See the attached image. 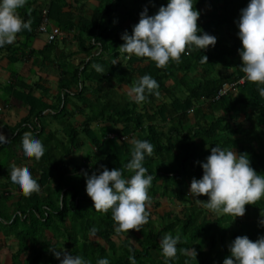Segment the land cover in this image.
<instances>
[{"label":"trees","instance_id":"16d2710c","mask_svg":"<svg viewBox=\"0 0 264 264\" xmlns=\"http://www.w3.org/2000/svg\"><path fill=\"white\" fill-rule=\"evenodd\" d=\"M46 1L44 7L21 8L18 14L31 30L18 33L22 41L0 47L12 65L27 57L34 66L56 64L60 74L54 94L39 82L27 83L13 66L10 81L0 83L7 108L28 110L14 127L2 125L0 119V130L8 139L0 145V255L8 249L10 264H60L50 251L55 247L92 264L105 257L110 264H165L159 242L171 233L179 234L181 243L170 264H185L186 259L190 264H223L235 238L246 235L256 241L264 236L260 224L264 198L246 205L245 215L234 218L211 214L189 191L193 178H202L201 165L217 145L247 154L251 166L264 175V97L257 84L245 78L239 55L237 22L250 0H194L200 33L215 36L217 43L203 52L186 50L179 62L170 61L165 68L146 58L129 57L119 47L122 34L132 33L145 8L155 15L168 0H131L127 8V0H106L93 7L91 18L68 11L69 0ZM121 7L125 12L118 16ZM44 8L65 36L36 49ZM70 43L76 44L77 52H66ZM80 53L86 58L76 64L70 57ZM204 55L209 62L201 63ZM95 64L103 71L97 72ZM145 74L157 80L159 97L149 95L137 105L127 92L118 89L119 96L115 91L118 85L132 86ZM243 78V84L217 98L224 84ZM36 91L51 103L37 97ZM25 133L43 143L45 154L39 161L25 158L21 146ZM133 137L154 146L144 162L154 176L147 222L139 231L117 232L111 210L94 209L85 191V173L91 175L101 166L123 168L131 159L128 141ZM87 143L92 149L81 155ZM13 165L30 169L40 185L38 193L25 197L11 182ZM164 200L174 207L169 210L168 205L169 211L160 215ZM178 205L182 209L175 211ZM181 248L189 256L181 254Z\"/></svg>","mask_w":264,"mask_h":264},{"label":"clouds","instance_id":"9594fccd","mask_svg":"<svg viewBox=\"0 0 264 264\" xmlns=\"http://www.w3.org/2000/svg\"><path fill=\"white\" fill-rule=\"evenodd\" d=\"M26 3L27 0H0V47L12 44L18 33L31 30L30 23L18 14ZM194 5V0H168L167 5L161 6L155 15H149L145 8L132 33L122 34L124 43L119 47L120 52L129 57L146 58L157 68H165L170 61L179 62L186 50L203 52L209 46L214 47L217 38L206 32L200 33L197 23L200 12ZM237 23L238 37L242 42L239 50L241 71L247 81L257 84L259 96L264 97V0H250L241 10ZM205 62H209L206 55L201 59V63ZM93 67L97 72L103 71L101 65ZM158 89L157 80L145 74L128 88L127 96L140 105L149 95L159 97ZM7 142V137L0 132V145ZM128 142L132 145L131 159L123 168L109 170L101 166L102 170L91 175L85 173V191L94 202V209L104 213L111 210L117 232L139 231L140 226L147 222L148 190L154 179L144 166L146 157L153 154L152 143L135 137ZM21 146L26 159L39 161L45 154L43 143L30 133L23 135ZM201 166L203 176L201 179L193 178L189 191L191 197L211 214L243 217L246 205H254L264 198V175L258 174L251 166L247 154H238L217 145L211 148V154ZM125 171L132 175L125 177ZM9 175L25 197L40 191V185L28 167L13 165ZM202 195L208 197L207 201L199 199ZM261 217L260 224L264 225V210ZM96 231L93 228L90 234L94 235ZM180 243L179 234L167 233L161 237L159 247L165 264H170L177 257ZM50 251L60 264H92L91 260L64 249L52 247ZM229 251L230 256L223 264H264V236L256 241L246 235L238 236L229 245ZM179 252L189 256L186 249L181 248ZM96 264H110V261L107 257L100 258ZM185 264H190V259H186Z\"/></svg>","mask_w":264,"mask_h":264},{"label":"crops","instance_id":"0c3cea01","mask_svg":"<svg viewBox=\"0 0 264 264\" xmlns=\"http://www.w3.org/2000/svg\"><path fill=\"white\" fill-rule=\"evenodd\" d=\"M131 0H127L126 3V8L129 5V2ZM27 2L30 4L28 5L26 3V5L24 6V10L27 9L28 6H31L33 8H39V7H44L45 4L47 3L46 0H27ZM106 2V0H69V3L71 4L68 11L72 10V12H74L77 16H82L83 17H87V18H91L92 12H93V7L94 6H99L101 4H104ZM72 5L74 6L72 8ZM125 8V9H126ZM23 9H19L18 12H20ZM124 11V8L121 7V9L119 10V15L118 16H122ZM117 15H115V17H113L114 19L117 18ZM52 25H54L51 22ZM72 32L71 34H69V36L71 35V37L73 36ZM38 37L36 38V40L34 41L33 47L36 49H42L45 47V45L49 42L48 37L45 34L42 33H38ZM64 35H59L58 39H62ZM23 38H21L18 34L16 37V40L13 43H16L17 41H22ZM68 49L66 52H68V54L70 52H77V47L76 44H72L70 43L68 45ZM58 52H61V50H59ZM70 57V56H68ZM72 58V59H71ZM86 58L85 54H78L77 56H73L70 57L71 60L75 61L76 64H78L80 61L84 60ZM39 62V61H38ZM12 66H13V70H16V72L19 73L20 77H24L27 81V83H35V82H39L40 84H45L46 87H48V89L51 91L52 94L56 93L58 88H59V78H60V74H59V70H58V66L56 64H46L45 66H42V64H40L39 66H34L33 65V60L32 59H28L26 58H22L18 61H16L15 63H13L11 60L9 59L8 55L6 52H0V83H6L9 82L11 79V75H12ZM49 74H52L51 78H54L53 82H51L49 79ZM36 75H41L38 81L33 82V77H37ZM42 76H46L47 80H42L41 77ZM129 88V86H122V87H118V89L124 93L127 92V89ZM2 91L0 90V119H1V123L2 125H7L9 127H14L17 122H19L23 117H25L28 113V110L26 108H22L21 110H15L12 108H7V106L3 103V101L1 100V96H2ZM37 97L39 98H43L46 102L51 103V99L48 97H44L43 94L41 93V91H36L35 94ZM5 130H0V132H4ZM167 205H170L169 202H165ZM164 203V204H165ZM163 204V205H164Z\"/></svg>","mask_w":264,"mask_h":264},{"label":"built area","instance_id":"2783aa9c","mask_svg":"<svg viewBox=\"0 0 264 264\" xmlns=\"http://www.w3.org/2000/svg\"><path fill=\"white\" fill-rule=\"evenodd\" d=\"M38 32L45 34L48 37L49 41L55 40L60 35V29L57 26L51 24L48 8L43 9V18L38 28ZM244 82H245V79L243 78V79H240L237 83L224 84L217 98L226 95L227 93L232 91L237 86V84H243Z\"/></svg>","mask_w":264,"mask_h":264},{"label":"rangeland","instance_id":"374dc122","mask_svg":"<svg viewBox=\"0 0 264 264\" xmlns=\"http://www.w3.org/2000/svg\"><path fill=\"white\" fill-rule=\"evenodd\" d=\"M114 17H115V14H114ZM39 65H40V63H38V65H36V66H39ZM36 76L37 77H35V76L33 77V82L38 81L41 75H36ZM51 77H52V74H49V78H51ZM41 79L44 81V80H47V77L42 76ZM49 80L51 82H53L54 78H51ZM31 84H33V83H31ZM43 85L46 86L45 84H43ZM132 85H133V83H132ZM118 86L115 87V91H117L119 93V96H122L120 91H118ZM129 87H131V85H129ZM126 89L128 90V88H126ZM78 118L82 119V116H79ZM91 149H92L91 145L89 143H87L86 146L84 147L83 151L81 152V155H83L85 152H88ZM17 199H18V195L15 197V200H17ZM164 202H168V201L164 200ZM172 207H174V205L170 204L169 210H171ZM168 208H169V206L165 203L163 205V207L160 209V212H159L160 215L165 213V212H168L169 211ZM180 209H182V208L180 205H178V207L176 208L175 211H179ZM156 218H157V216L154 217V219H156ZM136 244H138V243H136ZM3 252H4V250L1 253H3ZM10 255H11L10 251H8V249H6L5 253L0 255V263L1 264H10V258H9Z\"/></svg>","mask_w":264,"mask_h":264}]
</instances>
